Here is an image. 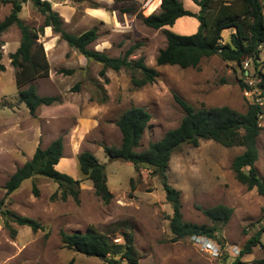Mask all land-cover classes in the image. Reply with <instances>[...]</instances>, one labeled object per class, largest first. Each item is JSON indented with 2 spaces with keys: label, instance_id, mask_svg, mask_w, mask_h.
<instances>
[{
  "label": "rangeland",
  "instance_id": "rangeland-1",
  "mask_svg": "<svg viewBox=\"0 0 264 264\" xmlns=\"http://www.w3.org/2000/svg\"><path fill=\"white\" fill-rule=\"evenodd\" d=\"M46 1L61 18L67 33L80 35L96 29L97 40L88 46L89 50L122 58L131 47H136L128 60L142 58L144 65L154 68L159 76L153 84L142 88L132 87L131 73L127 70L108 69L101 77L99 64L87 61L47 28L37 44L44 48L49 74L31 85L40 97H56L58 102L41 106L31 115L19 101L14 84L16 69L10 59L19 47L20 31L12 26L1 35L4 71L0 72V201L6 194L9 178L31 159L36 148L45 149L59 137L63 139L64 150L60 165L55 169L82 181L77 156L90 152L105 167L112 200L105 205L95 195L89 181L79 184L78 203L71 197L61 201L58 186L46 178L38 176L23 181L4 199V209L35 221L40 227L33 232L26 226L9 222L7 229L0 217V264H108L63 245L61 232L82 234L89 227L107 235L116 245H124L125 235L130 234L139 254V264H232L245 242L264 224V199L255 189L248 191L239 184L230 169L231 162L243 153V148H224L212 141H201L197 147L182 145L167 165L166 182L179 193V211L184 223L212 226L202 210L218 205L232 209L229 221L214 234V240L210 239L213 248L221 246V249L209 253L192 239L173 241L172 207L165 200L159 178L151 175V170L135 171L123 161H110L102 147L120 146L121 135L115 123L131 107L143 108L151 116L138 151L159 141L166 132L175 129L184 116L174 100L175 95L195 110L228 107L244 114L256 101L264 110V100L256 99L259 91L255 86L254 65L247 66L250 74L246 72V78L242 77L241 69L218 55L203 59L197 69L157 68L156 56L166 46L163 30L146 27L137 14L146 16L159 12V0ZM179 1L187 10L197 12L191 0ZM259 1L264 7V0ZM124 9L131 12H122ZM10 12V5L0 6V21ZM19 18L35 30L44 20L30 1L21 6ZM197 28L196 19L181 18L168 30L190 35ZM230 33L222 34L221 43L228 41ZM263 60L264 44L257 68L262 73ZM67 71L73 73H63ZM239 81L250 89L243 90ZM75 87L78 88L74 90ZM259 126L255 168L259 177L264 178V114ZM259 242L251 254L241 258L242 264L264 259V233Z\"/></svg>",
  "mask_w": 264,
  "mask_h": 264
},
{
  "label": "trees",
  "instance_id": "trees-1",
  "mask_svg": "<svg viewBox=\"0 0 264 264\" xmlns=\"http://www.w3.org/2000/svg\"><path fill=\"white\" fill-rule=\"evenodd\" d=\"M28 1L44 18L38 30L27 26L19 18L21 6ZM159 1V12L146 16H141L140 12H137L138 18L146 27L163 30L166 46L156 56L157 68L176 66L180 69H197L203 59L218 55L223 61L233 63L241 69L242 77L246 78L248 75L245 73L250 74L249 65H254L253 74L257 78L255 86L259 91L256 99L264 100V73L257 70L260 49L264 44V7L259 0H191L197 6L196 13L187 10L179 0ZM6 5L11 6V12L0 21V37L12 26L20 31L19 47L10 55V59L11 65L16 69L14 84L18 90L19 101L31 115H34L41 106L48 107L58 102L56 97H40L31 85L35 80L46 78L49 74L44 48L41 44H37L38 38L47 28L59 35L61 40L87 61L99 64L102 67L99 73L101 77H104L108 69L115 72L127 70L131 73L132 87L142 88L153 84L159 76L154 68L144 65L142 58L135 61L128 60L136 47H131L122 58H111L104 52L89 50L88 46L97 40L96 29L88 30L80 35L67 33L63 29L61 18L46 0H0V6ZM122 12L129 13L131 10L124 9ZM181 18L196 19L198 22L196 32L180 35L168 30ZM225 31H231V33L228 41L221 43L222 34ZM1 59L0 51V72H3ZM245 63L248 66L247 69L243 68ZM63 73L69 75L73 72ZM137 73L139 77H136ZM239 82L243 90L250 89L243 81ZM25 86L28 87L23 89ZM77 88L75 87L74 90ZM174 100L184 112V116L179 125L166 132L159 141L150 143L146 149L138 151L140 140L151 116L143 108L131 107L115 123L121 135L120 146H103L102 149L108 160L123 161L131 165L135 171L146 168L151 170V175L159 178L165 200L172 207L170 231L174 236V242L192 237L214 240V234L219 232L232 216V209L218 205L202 210L212 226L184 223L179 211V193L166 182L165 172L168 162L180 146L197 147L201 141H212L224 148L241 147L244 151L231 162V172L239 184L245 186L248 191L255 189L264 199V178L259 177L255 168L258 160L256 143L261 132L259 120L264 110L258 101L250 104L244 114H240L228 107L195 110L176 95ZM63 150L64 142L61 137L53 140L45 149L37 147L31 159L17 169L7 181L4 199L16 191L23 181L39 176L58 186L61 201L71 197L76 203L79 202V184L82 181H89L95 195L108 205L112 200V194L107 187L104 165L100 164L90 152H81L77 156V162L79 173L84 180H74L56 170L63 158ZM130 186L133 189L132 180H130ZM33 194L37 196L35 188H33ZM55 197L56 195H53L52 199ZM4 199L0 201V217L4 219V227L9 229V222H12L19 227L26 226L33 232L39 229L40 226L35 221L5 210ZM12 233L15 234L14 231ZM262 233H264V224L245 242L232 264H242L241 258L251 254L252 249L259 245ZM61 240L67 249L108 264H123V262L139 264V254L131 242L130 234L125 235L124 245H116L107 235L89 227L82 234L69 235L61 232ZM220 249L221 246H219ZM249 264H264V259L255 260Z\"/></svg>",
  "mask_w": 264,
  "mask_h": 264
},
{
  "label": "built area",
  "instance_id": "built-area-1",
  "mask_svg": "<svg viewBox=\"0 0 264 264\" xmlns=\"http://www.w3.org/2000/svg\"><path fill=\"white\" fill-rule=\"evenodd\" d=\"M245 68L247 67V64H244ZM194 242L193 243H198L200 242V246L204 248L209 253H212L213 251H219V248H213L212 244L210 242V239L203 238V237H192L191 238Z\"/></svg>",
  "mask_w": 264,
  "mask_h": 264
},
{
  "label": "bare ground",
  "instance_id": "bare-ground-1",
  "mask_svg": "<svg viewBox=\"0 0 264 264\" xmlns=\"http://www.w3.org/2000/svg\"><path fill=\"white\" fill-rule=\"evenodd\" d=\"M59 165H60V163H59Z\"/></svg>",
  "mask_w": 264,
  "mask_h": 264
},
{
  "label": "crops",
  "instance_id": "crops-1",
  "mask_svg": "<svg viewBox=\"0 0 264 264\" xmlns=\"http://www.w3.org/2000/svg\"><path fill=\"white\" fill-rule=\"evenodd\" d=\"M49 29V28H48Z\"/></svg>",
  "mask_w": 264,
  "mask_h": 264
}]
</instances>
